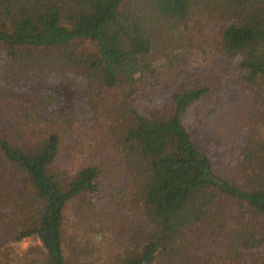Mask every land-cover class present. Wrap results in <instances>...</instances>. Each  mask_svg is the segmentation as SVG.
Segmentation results:
<instances>
[{
	"label": "trees",
	"instance_id": "16d2710c",
	"mask_svg": "<svg viewBox=\"0 0 264 264\" xmlns=\"http://www.w3.org/2000/svg\"><path fill=\"white\" fill-rule=\"evenodd\" d=\"M206 33L214 34L216 52L243 70V88L258 94L259 108L232 145L234 182L216 171L190 132L200 104L222 98L220 73L199 82L174 66L175 56L166 57L162 75L150 61L160 47L198 44L194 39ZM8 70L70 83L83 97L75 114L52 120L60 99L41 91L22 106L13 138L0 131V180L2 165L13 175L0 186V221L17 217L5 243L35 237L46 264H67L63 211L73 201L78 218L93 212V227L103 228L91 201L101 168L68 169L62 157L63 133L85 136L84 128L97 125L121 151L126 177L112 189L127 195L115 200L114 213L131 222L130 239L113 264H264V0H0V95ZM146 73L150 86L170 79L168 107L156 96L146 106L138 97ZM26 135L33 139L15 143ZM135 203L144 225L133 228ZM200 231L217 233L215 253L196 248L193 234ZM82 238H71L69 249L76 264H92L91 238Z\"/></svg>",
	"mask_w": 264,
	"mask_h": 264
},
{
	"label": "rangeland",
	"instance_id": "374dc122",
	"mask_svg": "<svg viewBox=\"0 0 264 264\" xmlns=\"http://www.w3.org/2000/svg\"><path fill=\"white\" fill-rule=\"evenodd\" d=\"M213 37L214 34L206 33L202 39H194L198 44L194 42L191 44L187 39L183 42L175 40L174 43L166 44L154 51L150 61L162 75L169 69V59L166 57L175 56L179 61L174 66L185 67L189 71L188 74L198 75L199 82L209 80L211 83L212 72L220 73L221 84H225L221 91L222 98L219 100L212 98L200 104L199 120L190 132L198 148L211 157L216 171L234 182L239 176V168L233 156L232 145L243 136L247 127L246 123L252 121L254 113L259 108L256 103L258 94H255L251 88L247 90L243 88L241 81L243 70L237 68L233 60L216 52ZM169 52L171 55L167 56ZM6 75L5 91L0 95V131H4L5 135L9 133L12 138L11 129L22 106L31 105L41 91L53 93L60 99L59 106L52 111V120L54 118L62 120L67 114H75L78 110L77 104L83 97V93L75 91L70 83L52 84L45 75L16 73L9 70ZM186 75L185 73V77ZM145 80L154 81L148 79L147 73L142 79L145 86L137 95L144 101L145 106L148 105L150 97L156 96L162 106L168 107L171 85L168 76L161 77V83L153 86L147 84ZM110 94L113 93L107 94V100L112 98ZM213 101L220 104L214 105ZM147 107L142 108L145 110ZM84 130L87 134L85 136V131L83 135L73 138H70L68 133L62 134V157H64L63 162L67 160L65 167L68 169L91 163L101 168L99 193L92 196L91 201L95 202L100 209V213L95 215V221L102 223L103 228L93 227L94 222L91 221L93 218L91 214H95L93 212L78 218L76 211L78 202H70L63 211L62 248L67 264H76L75 257L69 249V240L76 234L83 237L80 242L91 238L88 241L94 249L92 264H113L118 256L121 257L124 254L130 239L126 232L131 222L125 214L114 213V209L117 210L115 200H119V197L121 199L127 197L125 194L119 195L112 189L114 186H124L126 183L122 153L118 147L110 143L104 129H100V126L93 125L91 129L84 128ZM58 131L60 132V128ZM28 139L33 138L31 135H26V138L21 141L15 140V143L25 144ZM2 167L4 172L1 174L3 177L0 180V186L8 187L13 180V175L9 167L3 165ZM140 207L135 203L132 215L133 228L144 225ZM6 219L5 222L0 221V264H46V253L37 238L29 237L17 243L14 241L5 243L11 239V231L17 224V217ZM98 229H101L99 239L94 236ZM195 234L194 232V244L203 254H213L218 250L215 243L216 232L200 231Z\"/></svg>",
	"mask_w": 264,
	"mask_h": 264
}]
</instances>
